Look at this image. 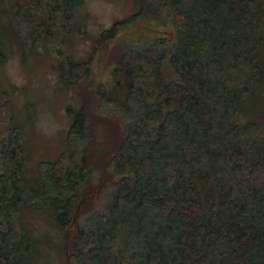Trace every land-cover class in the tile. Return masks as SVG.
<instances>
[{"label":"trees","instance_id":"16d2710c","mask_svg":"<svg viewBox=\"0 0 264 264\" xmlns=\"http://www.w3.org/2000/svg\"><path fill=\"white\" fill-rule=\"evenodd\" d=\"M83 3L0 0V67L85 32ZM134 3L98 41L170 30L134 32L96 83L93 60L54 66L97 103L64 110L66 146L84 140L64 172L63 152L33 161L35 103L0 76V264H264V0Z\"/></svg>","mask_w":264,"mask_h":264},{"label":"rangeland","instance_id":"374dc122","mask_svg":"<svg viewBox=\"0 0 264 264\" xmlns=\"http://www.w3.org/2000/svg\"><path fill=\"white\" fill-rule=\"evenodd\" d=\"M137 8L134 0H84L80 7L78 17L79 21H84L83 31H75L74 35L66 40L65 43L58 41L49 43L46 49H42L41 55H31L29 61L23 63L19 58L18 47L14 54L8 58L6 64L0 67V76L5 79V83H11L21 89L20 95H14L16 107L23 108L26 100L35 103L34 120L25 125L28 128L29 154L34 162L53 161L60 157L63 152L61 161L63 166L61 173L66 170L65 164L69 163L67 153L69 149L74 150L75 157L81 154L79 150L83 147V141L77 145L68 147L64 140L68 129L69 117L64 111L67 104L80 105L82 100L87 101L88 109L95 108V98L91 101L86 100L81 95V100L75 96L76 90L82 86L85 91L83 80L80 79L74 86H68L66 89H60L57 82V73L54 70L55 64L69 56L73 59L83 61L93 60V81L99 82L107 76L108 65L119 58L121 50L128 38L134 32L139 36L147 34L148 30L155 34L164 33L167 28L155 26L149 22L137 21L132 25H122L116 37L102 43L98 41L100 32L106 29L110 24L119 19L127 18ZM81 29V28H80ZM167 30H170L168 27ZM62 49L63 56H56L57 50ZM163 71L169 73V68L164 67ZM166 77H169L168 74ZM18 89V90H19ZM84 95V93H82ZM88 95V94H87ZM95 100V101H94ZM84 102V103H85ZM90 106V107H89ZM92 111V110H91ZM104 138V137H102ZM103 196L96 199L93 206L97 207ZM58 258L55 255L36 261L35 264H58Z\"/></svg>","mask_w":264,"mask_h":264}]
</instances>
